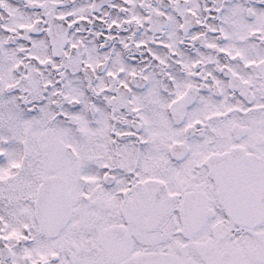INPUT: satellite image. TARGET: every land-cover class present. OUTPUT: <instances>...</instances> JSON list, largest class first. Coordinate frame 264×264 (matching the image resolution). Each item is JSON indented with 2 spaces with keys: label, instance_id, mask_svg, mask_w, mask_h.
Listing matches in <instances>:
<instances>
[{
  "label": "snow or ice",
  "instance_id": "snow-or-ice-1",
  "mask_svg": "<svg viewBox=\"0 0 264 264\" xmlns=\"http://www.w3.org/2000/svg\"><path fill=\"white\" fill-rule=\"evenodd\" d=\"M0 264H264V0H0Z\"/></svg>",
  "mask_w": 264,
  "mask_h": 264
}]
</instances>
